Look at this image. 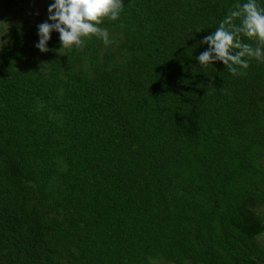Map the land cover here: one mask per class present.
Here are the masks:
<instances>
[{
  "label": "trees",
  "instance_id": "obj_1",
  "mask_svg": "<svg viewBox=\"0 0 264 264\" xmlns=\"http://www.w3.org/2000/svg\"><path fill=\"white\" fill-rule=\"evenodd\" d=\"M245 2L123 0L83 49L9 27L0 264H264V62L197 59Z\"/></svg>",
  "mask_w": 264,
  "mask_h": 264
},
{
  "label": "clouds",
  "instance_id": "obj_2",
  "mask_svg": "<svg viewBox=\"0 0 264 264\" xmlns=\"http://www.w3.org/2000/svg\"><path fill=\"white\" fill-rule=\"evenodd\" d=\"M124 7L123 0H54L48 8L52 23L45 21L38 25L40 39L36 47L41 52L49 51L47 45L53 31L59 33L61 49H83L92 37L102 40L106 46L113 44L116 41L101 25L106 19H119ZM241 36L254 41L255 46L243 42ZM202 43L209 45L197 57L202 67L221 61L233 76L244 75L250 60L264 62V6L257 0L236 3Z\"/></svg>",
  "mask_w": 264,
  "mask_h": 264
},
{
  "label": "rangeland",
  "instance_id": "obj_3",
  "mask_svg": "<svg viewBox=\"0 0 264 264\" xmlns=\"http://www.w3.org/2000/svg\"><path fill=\"white\" fill-rule=\"evenodd\" d=\"M36 2L37 5L34 8V12L41 13L42 16L34 20L27 10V2L22 3L19 0H0V52L8 46V42L4 36L5 32L15 23L36 28L45 21L52 23V21L48 19V8L51 5L48 0H38ZM262 211L264 212V208ZM156 262L161 263V261Z\"/></svg>",
  "mask_w": 264,
  "mask_h": 264
}]
</instances>
